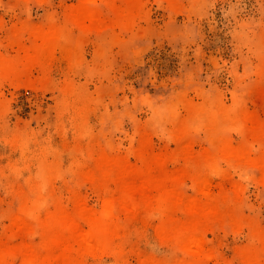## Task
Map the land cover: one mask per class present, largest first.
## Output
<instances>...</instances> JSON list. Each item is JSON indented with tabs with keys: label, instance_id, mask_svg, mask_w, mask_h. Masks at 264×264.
<instances>
[{
	"label": "bare ground",
	"instance_id": "bare-ground-1",
	"mask_svg": "<svg viewBox=\"0 0 264 264\" xmlns=\"http://www.w3.org/2000/svg\"><path fill=\"white\" fill-rule=\"evenodd\" d=\"M143 1L80 0L69 11L67 30L25 25L22 33L28 34L30 44L22 45L16 57L2 53L0 45V80H29L33 70L40 73L38 82L45 80L56 53L78 60L70 56L72 48L83 44L106 16L111 19L109 28L136 29L145 18ZM156 1L170 10L181 9L182 0ZM72 33L75 42L68 38ZM71 91L67 85V98ZM168 109L159 118L168 123L167 133L178 144L177 150L169 156H148V138L151 130L158 131L156 127L151 125L150 130L132 121L131 143L124 153L113 133L123 130L130 111L125 108L101 118L99 131L93 135L87 132V115L92 110L82 107L75 120L76 134L82 139L74 151V157L82 160L71 170L74 182L67 186L58 161H48L43 152L28 156L31 144L27 138L12 136L9 142L21 158L7 167L10 176L0 167L4 194L0 199V264H89V260L105 257L123 262L128 255L139 256L140 264H208L217 258L209 234L244 230L255 246L242 256L260 264L264 259V225L243 213L242 184L264 186V119L217 99L186 107L187 118L181 121L177 107ZM233 133L238 134L239 142H234ZM196 144L203 146L199 154L190 153L179 168H168L177 167L169 157ZM131 158L144 167H133ZM232 172L239 174L241 184L212 193V177L227 179ZM56 182L66 191H58ZM76 184L93 188L102 199L101 216L88 213L85 196ZM70 203L73 209H69ZM120 212L125 214L124 222ZM143 212L157 218L155 237L172 251L169 259L144 258L137 249L139 239L129 235V225Z\"/></svg>",
	"mask_w": 264,
	"mask_h": 264
},
{
	"label": "rangeland",
	"instance_id": "rangeland-1",
	"mask_svg": "<svg viewBox=\"0 0 264 264\" xmlns=\"http://www.w3.org/2000/svg\"><path fill=\"white\" fill-rule=\"evenodd\" d=\"M79 1L0 0L1 52L16 57L22 45L30 44L28 34L22 33L27 24L67 30L69 11ZM144 1L145 18L136 29L109 28L111 19L106 16L83 44L72 48L70 56L78 60L56 53L45 80L38 82V70L31 72L29 80H0V167L5 176H10L8 166L21 158L10 138L21 135L31 144L28 156L43 152L48 161H58L68 183L65 186L72 184L71 170L82 160L74 157L78 139H82L76 134L82 107L92 110L87 115V132L93 135L99 131L101 118L125 108L130 111L123 130L113 133L124 153L130 147L132 121L149 129L156 127L158 131L150 129L148 156H169L177 150L178 144L167 133L168 123L159 118L170 107L178 108L181 121L187 118L186 107L217 99L264 119V0H182L176 11L163 2ZM68 38L75 42V34ZM67 85L72 90L69 98ZM232 139L240 141L237 133ZM202 147L196 144L169 157L177 167L168 168H179L190 153L199 154ZM131 163L138 169L144 167L134 158ZM241 182L236 172L227 179L212 177L211 191H229ZM55 185L58 191H66L61 182ZM242 185L243 213L264 225V186ZM75 186L85 196L88 213L101 216L103 201L94 189ZM3 195L0 186V199ZM68 206L73 209L71 203ZM120 220L124 222V212ZM156 224V217L139 213L129 225V235L139 239L137 249L144 258L169 259L172 251L157 241ZM249 237L247 230L209 234L217 258L208 264H255L242 256L255 246ZM125 259L117 262L105 257L89 260V264H140L139 256Z\"/></svg>",
	"mask_w": 264,
	"mask_h": 264
}]
</instances>
